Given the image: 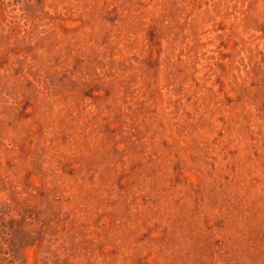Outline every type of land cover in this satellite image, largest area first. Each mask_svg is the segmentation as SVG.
I'll return each instance as SVG.
<instances>
[{"label": "rangeland", "instance_id": "obj_1", "mask_svg": "<svg viewBox=\"0 0 264 264\" xmlns=\"http://www.w3.org/2000/svg\"><path fill=\"white\" fill-rule=\"evenodd\" d=\"M0 264H264V0H0Z\"/></svg>", "mask_w": 264, "mask_h": 264}]
</instances>
